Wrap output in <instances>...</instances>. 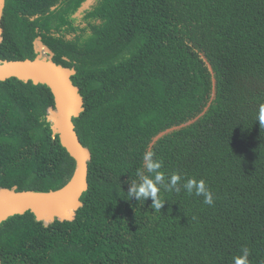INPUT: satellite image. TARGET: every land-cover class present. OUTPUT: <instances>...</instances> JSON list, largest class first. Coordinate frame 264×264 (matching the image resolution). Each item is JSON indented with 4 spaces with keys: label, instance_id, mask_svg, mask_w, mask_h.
Listing matches in <instances>:
<instances>
[{
    "label": "trees",
    "instance_id": "obj_1",
    "mask_svg": "<svg viewBox=\"0 0 264 264\" xmlns=\"http://www.w3.org/2000/svg\"><path fill=\"white\" fill-rule=\"evenodd\" d=\"M84 1L5 0L0 60L34 58L40 37L75 68L73 123L91 158L73 219L0 223V264H232L241 247L264 264V0H93L77 13ZM54 105L44 83L0 80V186L69 180ZM149 149L181 184L203 178L214 204L182 188L161 192L160 212L130 199Z\"/></svg>",
    "mask_w": 264,
    "mask_h": 264
},
{
    "label": "water",
    "instance_id": "obj_2",
    "mask_svg": "<svg viewBox=\"0 0 264 264\" xmlns=\"http://www.w3.org/2000/svg\"><path fill=\"white\" fill-rule=\"evenodd\" d=\"M92 2L93 0H85L77 13ZM4 5L5 0H0V18ZM2 32L0 25V42L3 39ZM34 48V58L0 60V80L17 77L24 81L44 83L51 89L55 105L49 109L47 118L51 121L52 131L58 134L61 145L74 159L75 165L69 180L58 189L35 191L20 190L17 185L0 186V223L10 215L26 211L32 212L37 220H42L45 224L55 219H73L76 210L82 205L81 195L88 188V161L91 153L79 139L73 123V117L79 116L84 109L83 96L71 78L76 70L74 67L55 62L52 58L53 52L40 37L35 39ZM41 48L48 50L49 55H41ZM212 93L214 94V88ZM174 128L159 132L154 140Z\"/></svg>",
    "mask_w": 264,
    "mask_h": 264
},
{
    "label": "clouds",
    "instance_id": "obj_3",
    "mask_svg": "<svg viewBox=\"0 0 264 264\" xmlns=\"http://www.w3.org/2000/svg\"><path fill=\"white\" fill-rule=\"evenodd\" d=\"M256 121L264 128V103L259 104ZM181 181L179 173L167 175L163 170V159L156 158L155 152L149 149L142 154V166L136 170L135 178H130L127 194L130 199L134 198L143 204L151 198L154 212H160L165 203L161 198L162 191L179 193L181 188L189 195L203 197L205 205L214 204V193L203 178L189 177L182 184ZM250 255L251 250L248 247H241L240 252L233 256L232 264H251Z\"/></svg>",
    "mask_w": 264,
    "mask_h": 264
},
{
    "label": "rangeland",
    "instance_id": "obj_4",
    "mask_svg": "<svg viewBox=\"0 0 264 264\" xmlns=\"http://www.w3.org/2000/svg\"><path fill=\"white\" fill-rule=\"evenodd\" d=\"M40 53L43 56H48L49 55L48 50H42V52H40Z\"/></svg>",
    "mask_w": 264,
    "mask_h": 264
},
{
    "label": "bare ground",
    "instance_id": "obj_5",
    "mask_svg": "<svg viewBox=\"0 0 264 264\" xmlns=\"http://www.w3.org/2000/svg\"><path fill=\"white\" fill-rule=\"evenodd\" d=\"M42 49H43V48L40 49V52H42ZM43 50H44V49H43Z\"/></svg>",
    "mask_w": 264,
    "mask_h": 264
}]
</instances>
